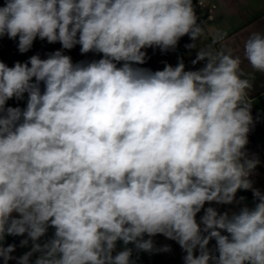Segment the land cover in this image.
<instances>
[{"label":"clouds","instance_id":"obj_1","mask_svg":"<svg viewBox=\"0 0 264 264\" xmlns=\"http://www.w3.org/2000/svg\"><path fill=\"white\" fill-rule=\"evenodd\" d=\"M204 34L193 0H5L0 36L18 37L21 53L39 37L103 58L74 64L56 51L0 62L4 264L15 251L5 237L25 234L31 250L17 264H134L117 242L152 252L157 234L180 245L184 264H264V193L245 151L253 84L241 57L208 46L192 61L205 62L199 70L182 60L155 72L135 66L142 49H174L185 35L197 49ZM243 59L264 73V33L248 37ZM25 94L24 109L6 106ZM238 190H252L255 206L204 207L233 204Z\"/></svg>","mask_w":264,"mask_h":264},{"label":"crops","instance_id":"obj_2","mask_svg":"<svg viewBox=\"0 0 264 264\" xmlns=\"http://www.w3.org/2000/svg\"><path fill=\"white\" fill-rule=\"evenodd\" d=\"M193 4L198 16V22H201L205 30V34L196 42L197 49H189L186 47V45L192 43V40L188 35H185L178 41L174 49L162 51L159 47L155 46L142 49L146 53L145 63L135 66L155 72L163 70L165 65L175 67L182 60L185 64L186 71L199 70L204 66L205 62L201 61L193 65L192 61L196 58L197 50L208 46H211L217 51L231 49L233 55L240 56L243 61L241 68L252 79L253 84V88L249 93L250 99L252 100L251 114L253 124L250 126L245 151L249 158L257 159L258 164L249 179L252 181L255 189L264 193V73L256 72L243 59L244 43L248 37L254 32L264 33V0H193ZM4 5L5 0H0V7ZM217 33L222 34V38L213 43ZM2 37L8 42H11L20 55L19 57L13 51L0 44L4 48V50L0 49V51L2 50L4 52V57H6L8 52H11L20 63H26L33 55H39L41 59H46L54 52L61 51L62 54L70 56L72 62L76 64L79 63L78 59L80 56L83 58L86 54L81 53V46L79 44L75 45L72 49H63L60 42L49 43L46 39L41 40L39 37L34 40L32 47L27 52L21 53L18 50V37L16 39H10L7 35ZM75 53L77 55L74 58ZM89 55L93 61H98L103 58L102 53L89 52ZM5 63L12 67L8 62L5 61ZM41 90L43 91V83H41ZM16 99L14 97L8 100L6 106L15 108ZM23 101H27L25 96L23 97ZM242 194L246 203L254 205L257 202L252 190H242ZM204 207H214L219 213L228 212L229 214L238 212L241 208L238 202H234L233 204H217L212 202L211 204L206 203ZM203 214V209L197 214L196 219L198 223ZM13 215L17 214L14 213ZM144 238L148 239L147 236ZM152 239L155 245L152 252L155 253L157 258L150 260L151 263L154 264L157 262V264H165L172 260L184 263L186 253L176 241L168 239L162 234H157ZM2 243L5 247L8 246L5 240ZM120 243H122L123 247L121 248L123 249L128 246L135 248L133 244L125 246L122 241ZM164 246H168L170 250L162 251L161 249ZM215 246L216 241L213 239L209 242L208 247L209 249H215ZM121 248H117V252ZM139 252L145 253L144 255L149 259V252ZM196 254L198 255L199 253L197 252ZM11 255L14 259L10 260L8 264H17L18 257L13 253ZM0 264H4L2 258H0Z\"/></svg>","mask_w":264,"mask_h":264},{"label":"rangeland","instance_id":"obj_3","mask_svg":"<svg viewBox=\"0 0 264 264\" xmlns=\"http://www.w3.org/2000/svg\"><path fill=\"white\" fill-rule=\"evenodd\" d=\"M0 44L4 45L5 48H8V49H10L12 51L8 41L5 38H3L2 36H0ZM1 45H0V49L4 50V48ZM76 55L77 54L75 53L74 54V58L76 57ZM0 59H1V57H0ZM1 60L4 61V63H5V61L8 62L12 66H14V64L16 62H19L18 59L16 58V56L14 54H12L11 52H8L6 57H4V55H2V59ZM92 61L93 60L90 57L89 53H86L83 58H81V56H80V58L78 59L79 63H85V64L90 63ZM24 96L27 98V94H25ZM22 100H23V98H22ZM23 103H24L23 104V109H24L26 107L27 101L26 102L23 101ZM53 234H54V229L53 228H49L46 236L41 238L40 243L42 244L46 240L50 239L53 236ZM26 238H27L26 234H25V236H10L9 235V236H6L4 240H5L6 243H8V245H15V251L13 252V254L19 258L22 255H24L26 252L31 250V242H29V244L27 246H21V241L26 239ZM116 246H117V248L123 247V245H122V243H120V241L117 242ZM128 248L132 249V257H131V259L134 262V264H153V263H151L150 260L157 258L154 252H149V259H148L146 257V255H144L145 253L139 252V250H137L133 246H128ZM121 250H123V248H121ZM38 255H39V253L34 254L31 257V261H35V259H36V257ZM154 264H157V262H155ZM165 264H184V263L181 262V261L178 262L177 260H172V261H170L168 263L166 262Z\"/></svg>","mask_w":264,"mask_h":264},{"label":"trees","instance_id":"obj_4","mask_svg":"<svg viewBox=\"0 0 264 264\" xmlns=\"http://www.w3.org/2000/svg\"><path fill=\"white\" fill-rule=\"evenodd\" d=\"M2 43V42H1ZM9 43V45H10V47H11V49H12V51L16 54V55H18L19 57H20V55L18 54V52H17V50L14 48V46H13V44L11 43V42H8ZM2 55H4V52L1 50L0 51V57H1V59H2ZM0 59V62H3L2 60ZM4 63V62H3ZM7 65V64H6ZM8 67H11V66H9V65H7ZM23 100L22 99H16V101H15V105H16V107H19V108H21V109H23ZM236 198H237V202H238V205H239V207H243V206H248V207H254L255 206V204L254 205H250V204H248V203H246L245 202V200H244V198H243V194H242V190H238L237 191V193H236ZM241 198H243L242 200H241Z\"/></svg>","mask_w":264,"mask_h":264},{"label":"built area","instance_id":"obj_5","mask_svg":"<svg viewBox=\"0 0 264 264\" xmlns=\"http://www.w3.org/2000/svg\"><path fill=\"white\" fill-rule=\"evenodd\" d=\"M117 250H118V249L116 248V249H115V252H117Z\"/></svg>","mask_w":264,"mask_h":264}]
</instances>
